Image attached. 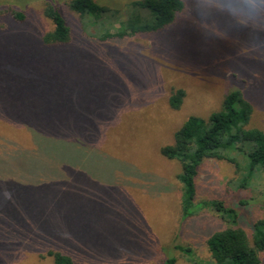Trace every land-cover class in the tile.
Instances as JSON below:
<instances>
[{
	"label": "rangeland",
	"instance_id": "374dc122",
	"mask_svg": "<svg viewBox=\"0 0 264 264\" xmlns=\"http://www.w3.org/2000/svg\"><path fill=\"white\" fill-rule=\"evenodd\" d=\"M9 1L27 19L9 29L0 15V64L18 73L0 72V152L31 148V128L73 130L75 140L63 154L22 156L23 172L2 170V186H12L0 207V264H53L40 255L47 249L75 264H164L170 257L198 264L210 259L206 239L228 224L227 213L202 204L212 199L235 209L250 235L264 218V170L241 187L233 164L205 159L192 210L205 208L186 221L179 162L160 149L188 117L217 111L235 87L252 104L251 126L264 131V0H183L165 28L107 40L93 35L108 21L80 16L70 0H51L70 27L69 43L57 46L41 42L53 28L45 0H0V7ZM95 1L119 10L114 32L133 0ZM176 89L185 92L178 109L169 104ZM259 258L264 264V252Z\"/></svg>",
	"mask_w": 264,
	"mask_h": 264
},
{
	"label": "trees",
	"instance_id": "16d2710c",
	"mask_svg": "<svg viewBox=\"0 0 264 264\" xmlns=\"http://www.w3.org/2000/svg\"><path fill=\"white\" fill-rule=\"evenodd\" d=\"M12 1L0 7V15L8 16V28H15L25 22L27 17L24 10L10 9ZM183 0H133L127 4L128 15L122 19L114 32L113 21L118 18L119 10L110 9L98 4L95 0H70L68 8L80 16H90L94 22L109 24L105 31L93 35L98 40L131 37L144 33L159 31L174 21L183 9ZM43 15L50 19L53 28L43 33V46H57L70 41V27L59 5L54 1L45 0ZM111 19V20H110ZM7 28V27H6ZM9 65L0 64V72L18 74L15 70H8ZM26 71H29L27 68ZM25 72V71H24ZM30 73V72H28ZM185 92L176 89L169 96V104L178 109L183 101ZM9 105V104H8ZM253 113L252 104L245 98L243 92L235 88L227 90L223 95L220 108L206 118L198 116L188 117L175 132L173 141L161 147L160 152L168 159L176 160L180 165L178 179L182 184L180 195V216L183 220L194 215L200 208L210 207L223 211L229 215L225 220L227 225L213 232L206 239V248L210 259L198 260V264H260L259 253L264 252V218L257 219L251 226L250 235L237 225L238 215L233 208L226 207L223 202L212 199L202 202L205 207L192 210L196 195L195 179L199 167L205 159H222L235 166L241 172V182L238 186L245 187L254 176L256 170H264V131L251 126ZM33 141L31 148L4 149L0 152V159L14 158V161L0 162L2 170H19L23 172L27 164L21 157L41 155H58L65 153L67 143H73L75 132L61 128L35 129L31 128ZM75 145H73L74 147ZM67 148V146H66ZM69 151L75 148L70 147ZM60 151V152H59ZM17 159V160H16ZM10 186H2L0 181V207L6 201ZM179 251L190 252V246H175ZM41 257L47 255L53 264H75L74 259L58 250L42 251ZM196 256L193 260H196ZM191 261L190 259H188ZM175 257L168 258L164 264H174Z\"/></svg>",
	"mask_w": 264,
	"mask_h": 264
}]
</instances>
